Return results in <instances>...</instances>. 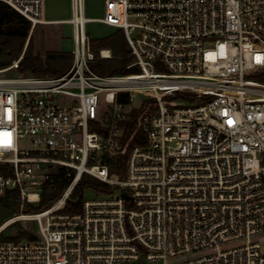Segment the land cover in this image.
<instances>
[{
	"label": "built area",
	"instance_id": "1",
	"mask_svg": "<svg viewBox=\"0 0 264 264\" xmlns=\"http://www.w3.org/2000/svg\"><path fill=\"white\" fill-rule=\"evenodd\" d=\"M0 1L3 30L42 25L47 53L73 32L65 73L0 75V197L36 204L68 179L0 227L38 224L0 240V264H264V0H106L101 20L139 69L124 75L92 69L86 0L68 20L45 19L44 0ZM84 174L112 191L65 211Z\"/></svg>",
	"mask_w": 264,
	"mask_h": 264
},
{
	"label": "trees",
	"instance_id": "2",
	"mask_svg": "<svg viewBox=\"0 0 264 264\" xmlns=\"http://www.w3.org/2000/svg\"><path fill=\"white\" fill-rule=\"evenodd\" d=\"M8 11V5L0 1V69L6 68L18 59L24 51L20 59L17 70L23 75H53L58 76L65 73L73 63V53L71 51L42 53L35 47L34 35L32 34L26 44L28 34L25 32H5L3 30L4 18ZM90 48L94 54V58L90 61L92 69L103 75H124L136 73L139 71L137 67L128 68V65L134 61V56L130 53V48L126 40L124 32H117L109 37L97 38L90 40ZM110 48L112 56L102 58L100 50ZM25 49V50H24ZM253 78L264 82V68L253 75ZM137 111V115H138ZM134 125V121L130 123V128ZM136 141V140H135ZM0 164V171H3ZM58 182L54 188L46 189L41 196L40 202L36 204H24L19 196L18 190H10L6 196L0 197V227L10 218L21 211L40 212L49 207L62 193L68 184V179L64 176L63 170L59 172ZM93 190L97 194L108 193L112 191L108 185L97 178L84 174L75 187L70 200L68 201L65 211H80L85 198L86 190ZM17 222V221H16ZM18 227L16 235L5 234V229L0 231V240L23 238H34L32 232ZM10 224V225H11ZM9 226V225H8Z\"/></svg>",
	"mask_w": 264,
	"mask_h": 264
},
{
	"label": "rangeland",
	"instance_id": "3",
	"mask_svg": "<svg viewBox=\"0 0 264 264\" xmlns=\"http://www.w3.org/2000/svg\"><path fill=\"white\" fill-rule=\"evenodd\" d=\"M71 1V0H70ZM102 9H103V0H89V12L90 13H95V14H101L102 13ZM43 16H46V0H44L43 2ZM89 29H90V33H88L89 35V39H93L96 38L95 35L97 34H104L105 31H108L109 28L104 27L101 23L99 22H93L89 24ZM72 30H71V26L69 27V30L67 32L69 37L68 39H72ZM34 35V41H35V47L36 49H39L42 53H47L44 50V27L42 25H39L35 28L34 32L32 33ZM30 37L27 38L26 44L28 42ZM68 50H70L71 48H73V44H71V41L67 42V47ZM25 50V49H24ZM24 51L21 53L20 57L21 58L23 56ZM15 59L14 61L19 60ZM13 61V62H14ZM0 75H6V76H19V75H23L20 71L17 70V68L11 69L6 73H0ZM135 99V104L137 106H139L142 102H143V97L139 94H135L134 96ZM171 99V98H168ZM23 144H26L25 142ZM97 196L101 197V195H98L97 193H95L93 190H86L85 192V198L86 199H94ZM21 213H30V212H25V211H21ZM45 220V219H44ZM15 223H19L18 226L22 227V229L29 231V232H34V231H38V224L37 222L33 221V220H19ZM18 232V227L15 226V224H11L9 226L6 227L5 229V234L7 235H16ZM262 245H263V249H264V241H261ZM146 264H164L163 261H148Z\"/></svg>",
	"mask_w": 264,
	"mask_h": 264
},
{
	"label": "crops",
	"instance_id": "4",
	"mask_svg": "<svg viewBox=\"0 0 264 264\" xmlns=\"http://www.w3.org/2000/svg\"><path fill=\"white\" fill-rule=\"evenodd\" d=\"M105 9H106V0H103L102 13L99 15L95 14V13H90L89 12V0H86V16L89 19H92L91 21H89L87 23V32L88 33L91 32L89 29V24L93 23V22H99L104 27L109 28V30L105 31L104 34L95 35L96 38H93V39L105 38V37H109V36H111L117 32H124L123 29L116 27V26L106 24L101 20L105 15ZM71 16H72V7H71V1L70 0H46V16H45V19H47V20H68L71 18ZM70 26L71 25H68L65 37L62 39V41L59 42V45H57V47H56L57 51H59V52L72 51V48L70 50H68V48H66L67 42L71 41V44H73V39L69 40L68 39L69 37H67L68 36L67 32H68ZM71 30H72V26H71ZM105 49L111 50L110 48H105Z\"/></svg>",
	"mask_w": 264,
	"mask_h": 264
},
{
	"label": "water",
	"instance_id": "5",
	"mask_svg": "<svg viewBox=\"0 0 264 264\" xmlns=\"http://www.w3.org/2000/svg\"><path fill=\"white\" fill-rule=\"evenodd\" d=\"M125 196H127V193H124Z\"/></svg>",
	"mask_w": 264,
	"mask_h": 264
},
{
	"label": "bare ground",
	"instance_id": "6",
	"mask_svg": "<svg viewBox=\"0 0 264 264\" xmlns=\"http://www.w3.org/2000/svg\"><path fill=\"white\" fill-rule=\"evenodd\" d=\"M92 19H89V21H91Z\"/></svg>",
	"mask_w": 264,
	"mask_h": 264
}]
</instances>
